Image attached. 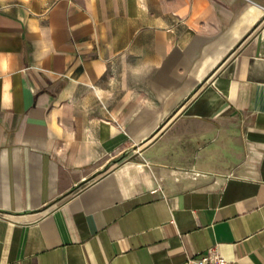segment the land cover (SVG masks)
I'll return each instance as SVG.
<instances>
[{"label": "crops", "instance_id": "0c3cea01", "mask_svg": "<svg viewBox=\"0 0 264 264\" xmlns=\"http://www.w3.org/2000/svg\"><path fill=\"white\" fill-rule=\"evenodd\" d=\"M264 264V0H0V264Z\"/></svg>", "mask_w": 264, "mask_h": 264}, {"label": "built area", "instance_id": "2783aa9c", "mask_svg": "<svg viewBox=\"0 0 264 264\" xmlns=\"http://www.w3.org/2000/svg\"><path fill=\"white\" fill-rule=\"evenodd\" d=\"M184 264H231V262L212 247L196 256L187 258Z\"/></svg>", "mask_w": 264, "mask_h": 264}]
</instances>
